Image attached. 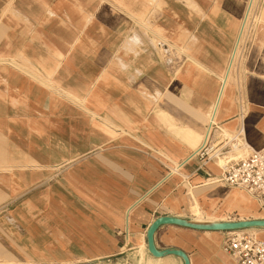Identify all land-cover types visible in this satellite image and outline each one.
<instances>
[{
  "label": "crops",
  "instance_id": "crops-1",
  "mask_svg": "<svg viewBox=\"0 0 264 264\" xmlns=\"http://www.w3.org/2000/svg\"><path fill=\"white\" fill-rule=\"evenodd\" d=\"M247 3L0 0V253L62 264L137 249L146 264H184L153 256L146 232L159 216H180L166 204L188 209V186L230 187L219 164L198 169L191 155L221 77L234 70L229 56ZM263 22L264 9L249 50L246 110L238 95L240 107L221 101L215 117L234 128L242 106L255 149L264 147ZM56 176L70 190L56 187ZM217 233L168 224L155 242L182 249L191 264H236L226 232L222 241L207 236Z\"/></svg>",
  "mask_w": 264,
  "mask_h": 264
},
{
  "label": "rangeland",
  "instance_id": "rangeland-1",
  "mask_svg": "<svg viewBox=\"0 0 264 264\" xmlns=\"http://www.w3.org/2000/svg\"><path fill=\"white\" fill-rule=\"evenodd\" d=\"M263 14V12H262ZM264 23V22H263ZM261 23V25H263ZM255 34V35H254ZM253 35H245L242 39V25L240 28V32L237 36L235 45L233 46V50L229 56V62L228 66L231 62H233L234 70H232L230 79H229V73L226 81V90L229 93V97L227 98L226 95L228 94L225 92V94L222 97V101L224 100L229 101L230 105L232 107L235 106V103L237 106L240 107L241 101L243 108L245 109V103H244V95L246 91V80L247 76L250 73V69L248 68L247 64L249 62V54H250V45L253 44L256 41L257 34L254 33ZM3 56H0V62L2 61ZM227 66V67H228ZM224 76V75H223ZM221 77V80L223 82V78ZM222 86V83H221ZM221 89V87H220ZM240 95V99L237 97ZM235 101V103H234ZM217 101L214 103L212 111L208 113L207 115V124L211 119H213V123L211 122L210 126V132L212 130V124L217 123L220 125L221 130H218L216 136L217 141L224 140L225 137L232 138L237 134V128H242V113L240 111V114H237V124L234 128H231L227 125H222L215 117L218 112V108L221 107L224 109L222 104H218ZM217 105V107H216ZM240 109V108H239ZM246 110V109H245ZM215 112V113H214ZM209 126V124H208ZM207 127V126H206ZM220 131V132H219ZM209 132V134H210ZM206 128L204 129L202 136L198 138L197 144L195 147H197L199 144H202V140L206 141ZM208 134V136H209ZM242 136H240V140H242V144H245L242 148V150L239 151H233L234 148H229V152L226 153V155H230V153H235L234 157L236 158H243L250 154L255 148L251 146L250 142L248 141V137L246 132H244ZM247 145V147H246ZM216 164V162H214ZM225 163V162H224ZM217 166V164H216ZM219 167V166H218ZM211 182V181H209ZM55 186L60 188H66L67 190H70L69 186H65L64 180L62 177H55L54 180ZM65 186V187H64ZM192 186H188V189H184L183 193H185L184 201L188 204L189 199H187L186 193L190 191L191 193H194L199 198V201L203 205V216H206L208 213L211 214L213 217L222 218L224 221H233V220H240V219H252V218H263L264 217V211L260 208L258 203L254 201L252 197H250L249 194L246 192L240 191L236 188L232 187H225L221 185L220 183H210L208 185H204L198 188H194ZM182 195V194H181ZM232 196L235 197V202H230L229 198H232ZM237 198H239L237 201ZM173 201V200H172ZM176 202V204H173ZM172 202V204H166L165 210L170 212H177L180 214L178 217H182L188 220L193 219V214L186 208H184V205L182 202H180V205L183 207L181 209V206L179 205V201L176 200ZM205 211V212H204ZM4 213H0V217L3 216ZM249 233H255L258 234L259 237L263 238L264 236V230H246ZM208 237L213 238L217 241H222L224 238V234L222 231L220 233H217V235H209ZM264 239V238H263ZM133 252V254H131ZM129 256H126L127 254H122L115 257H109L101 260H95V261H80V262H69V263H62V264H146L144 253H139V251L136 249L134 251H131ZM227 256V260L231 263H235L232 257L228 252H225ZM131 255V256H130ZM45 262V263H44ZM0 264H56V263H46V259L38 258L35 255H29V253L23 252V255H17L13 254L12 252L4 251L0 253Z\"/></svg>",
  "mask_w": 264,
  "mask_h": 264
},
{
  "label": "built area",
  "instance_id": "built-area-1",
  "mask_svg": "<svg viewBox=\"0 0 264 264\" xmlns=\"http://www.w3.org/2000/svg\"><path fill=\"white\" fill-rule=\"evenodd\" d=\"M264 9V0H248L247 10L242 20V39L245 35H253L258 27ZM221 128L212 124L213 134L202 142L192 153L191 158L198 160V169H202L210 162H216L220 157L225 158L229 148L243 147L240 136L244 130L237 128V134L232 138L225 137L217 141L213 135ZM222 166L220 181L232 188L249 194L264 211V147L255 149L243 158H226ZM169 171L177 170L169 168ZM7 206H0V213L6 211ZM227 237L224 249L230 254L236 264H264V239L258 234L242 231H225Z\"/></svg>",
  "mask_w": 264,
  "mask_h": 264
},
{
  "label": "water",
  "instance_id": "water-1",
  "mask_svg": "<svg viewBox=\"0 0 264 264\" xmlns=\"http://www.w3.org/2000/svg\"><path fill=\"white\" fill-rule=\"evenodd\" d=\"M178 225L186 228L202 231H238L252 227H264V218L240 219L233 221H221L212 223H196L178 216L162 215L156 218L149 226L146 232V242L149 252L157 257L162 258L168 255L180 256L184 264H191L188 254L179 248H163L156 246L155 235L158 229L163 225Z\"/></svg>",
  "mask_w": 264,
  "mask_h": 264
},
{
  "label": "bare ground",
  "instance_id": "bare-ground-1",
  "mask_svg": "<svg viewBox=\"0 0 264 264\" xmlns=\"http://www.w3.org/2000/svg\"><path fill=\"white\" fill-rule=\"evenodd\" d=\"M229 69V68H228ZM229 73V72H228ZM228 73L225 75V77L223 78V86L221 88V91H220V94L218 96V101L217 103L218 104H221V101H222V97L223 95L225 94V91L226 90V81H227V77H228ZM217 104V105H218ZM216 105V107H217ZM215 113V112H214ZM241 113H242V106H241ZM213 121V119L210 118L208 124V129H207V133H206V138L208 137V134L210 132V126H211V122ZM213 123V122H212ZM207 128V127H206ZM220 132V131H219ZM214 138V137H213ZM208 139V138H207ZM206 139V140H207ZM216 139V138H214ZM247 147V145H246ZM243 147H235L233 149V151H239V150H242ZM235 153H230V155H227L225 158L223 157H220L216 163L219 164V166L222 168V166L225 164L224 162L226 161L225 159L226 158H231V159H238L236 157H234ZM251 197V196H250ZM188 210L190 212L193 213L194 215V218L192 219L193 222H196V223H212V222H221L219 221L217 218L213 217V216H203V209H202V206L201 204L199 203V200L195 197L194 193H193V198H192V201L191 203L189 204L188 206ZM224 221V220H223ZM257 227H252V228H248L249 230H256ZM242 230H246V229H241V230H238V231H242ZM154 260V259H153ZM156 260V259H155ZM182 261V260H181ZM153 262V261H152ZM152 262H147L148 264H169V263H163L162 261H158L157 263H152ZM183 263V262H182ZM181 263V264H182Z\"/></svg>",
  "mask_w": 264,
  "mask_h": 264
}]
</instances>
